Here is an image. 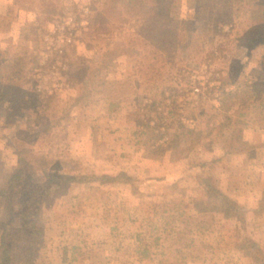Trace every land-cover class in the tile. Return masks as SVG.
<instances>
[{
  "label": "rangeland",
  "instance_id": "374dc122",
  "mask_svg": "<svg viewBox=\"0 0 264 264\" xmlns=\"http://www.w3.org/2000/svg\"><path fill=\"white\" fill-rule=\"evenodd\" d=\"M162 1L0 0V190L27 160L0 196L10 264H264V0Z\"/></svg>",
  "mask_w": 264,
  "mask_h": 264
},
{
  "label": "trees",
  "instance_id": "16d2710c",
  "mask_svg": "<svg viewBox=\"0 0 264 264\" xmlns=\"http://www.w3.org/2000/svg\"><path fill=\"white\" fill-rule=\"evenodd\" d=\"M205 0H195V7L193 9V17L192 19H195V13L196 11L200 8V6H204ZM158 3L161 5L163 3L162 0H158ZM204 3V4H203ZM103 5L106 8V10L108 11H114L115 10V6H111L108 5L107 3H103ZM104 8V9H105ZM105 13V11H103ZM103 12H99V11H95V15L94 17L91 18L90 23L87 25V30L85 31V33H90V35H98L99 32H101V28L100 27H104L107 26V23L102 21V19H104V13ZM193 21V20H192ZM194 23V22H193ZM221 23H224V21H221ZM216 33L218 35V37H224L227 36V33H223L222 32V28L216 27ZM103 30V29H102ZM96 35V36H97ZM197 37H202L199 36V32L198 31H192V35L188 37L187 41H186V45L185 47L188 49L189 51V55L190 56H195V52L198 50L199 52H202L204 50V46L199 47L197 44ZM222 39L218 38L217 41L214 42V44L216 45V47H218L219 50V55H221V52L225 50L224 48V42L221 41ZM223 42V43H222ZM200 44V43H199ZM201 44L204 45V43L202 42ZM121 52H124L126 49H124L123 47H121ZM196 50V51H195ZM212 50V49H211ZM197 51V52H198ZM117 51H114L113 53L111 52V50L105 52L104 56L106 55L107 57L114 55V53H116ZM128 51L126 50V53ZM210 52V50H209ZM111 54V55H110ZM109 55V56H108ZM211 55H213V53H211ZM108 61L107 58L105 59H101L100 63L106 62ZM19 74L18 72L15 71L14 75ZM236 84L235 80H229V81H224V78H221L220 81V87L221 90H227L226 92L228 94H233L234 91H232L231 89H226L227 87ZM217 101L219 103L222 102L221 98H218ZM31 137H37L38 133H34L30 135ZM20 154V161H21V168L16 169L8 178L7 181V185L5 188L0 190V196H7V194L17 186V183L20 180V175H21V171L23 169V167L27 164V160L25 159V154L23 153H19ZM42 173L45 177L46 182L43 184L44 187H49V186H54L57 190L59 188V186H66L70 183H75V182H84L86 181V177L80 175V177H76L75 175H71V174H61V173H54V172H49L46 168L42 169ZM120 175H125L123 173H121ZM102 182H104L105 179H109V180H115L118 177H112V176H108V175H102ZM37 187H42V186H35L32 187L29 184H25V188L30 190V193H28L27 199L25 200V202L23 203L24 207L26 208L24 211V214H22V221H23V225L24 226H32L33 225V219L32 217V211L34 209H36V207L40 204V202L42 201L43 198V192L40 188ZM208 188L206 189V192H208V195L213 198L214 201H216L218 204L217 205H212L209 204V210H215L218 212H223L225 210L226 207L230 208V211L237 214L238 219H242V214L241 212L238 213L236 210H238V206L235 205V202L233 200H230L226 195H224L223 193H221L220 191H218L217 189H215L212 186H207ZM259 204L260 206H264V197H262L259 200ZM225 206V207H223ZM10 256H11V244L8 243L7 239L4 238L3 235H1L0 237V264H10Z\"/></svg>",
  "mask_w": 264,
  "mask_h": 264
}]
</instances>
